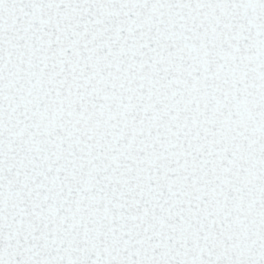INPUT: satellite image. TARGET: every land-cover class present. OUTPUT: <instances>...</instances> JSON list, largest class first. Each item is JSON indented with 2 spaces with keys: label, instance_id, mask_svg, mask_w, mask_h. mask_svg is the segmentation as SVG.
<instances>
[{
  "label": "snow or ice",
  "instance_id": "obj_1",
  "mask_svg": "<svg viewBox=\"0 0 264 264\" xmlns=\"http://www.w3.org/2000/svg\"><path fill=\"white\" fill-rule=\"evenodd\" d=\"M0 264H264V0H0Z\"/></svg>",
  "mask_w": 264,
  "mask_h": 264
}]
</instances>
